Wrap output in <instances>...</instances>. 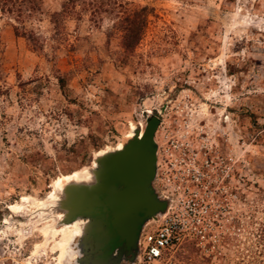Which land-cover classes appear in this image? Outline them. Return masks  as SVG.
I'll list each match as a JSON object with an SVG mask.
<instances>
[{
	"label": "rangeland",
	"instance_id": "rangeland-1",
	"mask_svg": "<svg viewBox=\"0 0 264 264\" xmlns=\"http://www.w3.org/2000/svg\"><path fill=\"white\" fill-rule=\"evenodd\" d=\"M63 1L39 0L41 14L23 23L31 39L0 13V264H74L78 238L60 258L72 223L54 226L57 184L114 152L160 105L187 108L227 168L235 150L234 206L226 183L219 214L215 204L184 215L165 264H264V0L105 2L150 9L128 52L112 14L51 24Z\"/></svg>",
	"mask_w": 264,
	"mask_h": 264
},
{
	"label": "water",
	"instance_id": "water-1",
	"mask_svg": "<svg viewBox=\"0 0 264 264\" xmlns=\"http://www.w3.org/2000/svg\"><path fill=\"white\" fill-rule=\"evenodd\" d=\"M155 120H146L141 135L123 142L114 152L95 159L91 182H73L63 186L59 200L50 205L52 212L63 210L62 222L88 218L86 235L73 246L78 264H115L119 256L113 249L135 247L142 222L153 219L162 210L151 190L155 171Z\"/></svg>",
	"mask_w": 264,
	"mask_h": 264
},
{
	"label": "flooded vegetation",
	"instance_id": "flooded-vegetation-1",
	"mask_svg": "<svg viewBox=\"0 0 264 264\" xmlns=\"http://www.w3.org/2000/svg\"><path fill=\"white\" fill-rule=\"evenodd\" d=\"M148 119H153L156 123L152 135L155 144V171L151 190L155 199L163 204L162 210L153 219L165 217L180 222L184 215L196 217L200 208L207 206L210 211L211 205L215 204L219 214L221 201L226 198V183L229 185L228 197L234 206L235 150L232 151V157L228 158L227 168L224 149L217 139L205 138L207 135L202 124L189 122L187 108L154 106ZM142 130L143 128L138 130L139 135ZM95 167L96 165H92L91 168ZM188 203H191L189 213L186 212ZM153 219L142 222L137 239L142 231L149 228L148 222ZM88 227L89 222L82 237L86 235ZM77 241L76 239L74 244ZM112 254L119 256L115 264H133L138 254L137 241L135 247L128 251L116 248ZM79 257L76 256L75 259Z\"/></svg>",
	"mask_w": 264,
	"mask_h": 264
},
{
	"label": "trees",
	"instance_id": "trees-1",
	"mask_svg": "<svg viewBox=\"0 0 264 264\" xmlns=\"http://www.w3.org/2000/svg\"><path fill=\"white\" fill-rule=\"evenodd\" d=\"M112 0H65L60 4L58 11L49 14V22L54 24L58 18L80 19L83 13L88 14V21L98 25L105 14H112L118 20L117 27L120 31L119 44L125 51H131L138 43L145 27L146 16L150 12L147 7L108 8L107 3ZM39 0H0V13L8 16L17 23L12 26L16 35L31 39V30H25L23 23L41 14ZM20 25V26H19Z\"/></svg>",
	"mask_w": 264,
	"mask_h": 264
},
{
	"label": "built area",
	"instance_id": "built-area-1",
	"mask_svg": "<svg viewBox=\"0 0 264 264\" xmlns=\"http://www.w3.org/2000/svg\"><path fill=\"white\" fill-rule=\"evenodd\" d=\"M137 239L138 254L133 264H165L170 250L180 241L185 224L163 217L148 222Z\"/></svg>",
	"mask_w": 264,
	"mask_h": 264
},
{
	"label": "bare ground",
	"instance_id": "bare-ground-1",
	"mask_svg": "<svg viewBox=\"0 0 264 264\" xmlns=\"http://www.w3.org/2000/svg\"><path fill=\"white\" fill-rule=\"evenodd\" d=\"M123 144H120V147L117 146V148L115 149L116 150H119L121 147H122ZM106 153H110L109 150H106V151H103V152H100L96 155V158L102 156L103 154H106ZM95 163V162H94ZM91 170H93L91 167L90 168H87L83 171H80L79 173H76L74 174L73 176L71 177H67L66 179L64 178L65 180V184L62 185V184H57L59 185L57 190L58 191V194L61 192L62 193V188L63 186H65L66 184H68L70 181H73V182H79V181H84L86 183L88 182H91L92 180V172ZM59 182V181H58ZM64 183V182H63ZM55 188V187H54ZM56 190V189H55ZM51 198H52V195H51ZM53 198H55L54 200H58L59 199V196L58 195H54ZM51 205V204H50ZM57 216L54 217L53 219V215L51 216V218L53 219V221H60L63 220L64 218V212L63 210L57 212ZM55 215V214H54ZM49 216V215H48ZM47 218V217H46ZM72 223L71 226H66L64 228H62L60 231H61V234L63 236V241L61 244L58 245V248L60 249V258L61 257H65L64 254L67 255V250L69 249L68 247V241L71 240L72 238L76 239V238H81L83 236V233H84V230L87 228V223L89 222L88 218H75L69 222H62L60 225H68V223ZM70 223V224H71ZM69 227H72V229H70ZM66 237H68L66 239ZM67 248V249H66ZM65 252V253H64ZM64 253V254H63Z\"/></svg>",
	"mask_w": 264,
	"mask_h": 264
}]
</instances>
